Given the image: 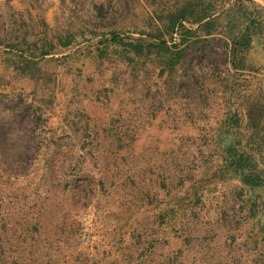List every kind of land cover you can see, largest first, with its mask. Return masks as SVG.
Masks as SVG:
<instances>
[{
	"label": "rangeland",
	"instance_id": "1",
	"mask_svg": "<svg viewBox=\"0 0 264 264\" xmlns=\"http://www.w3.org/2000/svg\"><path fill=\"white\" fill-rule=\"evenodd\" d=\"M180 2L0 0V264H264L258 207L217 169L220 39H185L163 75L96 49L110 31L171 45ZM45 32L91 46L42 57Z\"/></svg>",
	"mask_w": 264,
	"mask_h": 264
},
{
	"label": "trees",
	"instance_id": "2",
	"mask_svg": "<svg viewBox=\"0 0 264 264\" xmlns=\"http://www.w3.org/2000/svg\"><path fill=\"white\" fill-rule=\"evenodd\" d=\"M162 18L166 20L165 31L170 36L177 33L179 43L169 45L160 30L137 38L110 31L96 35L98 55L102 57L108 49L118 47L122 56L133 62L153 53L163 75L175 70L183 56L180 46L185 39H220L227 54L230 92L226 114L218 127L221 157L217 169L241 185L240 192L251 199L253 211L258 207L257 223L264 236V6L255 0H181ZM44 34L48 49L42 57L54 50L65 53L91 41L85 36L81 37L83 42L78 41L70 32L54 37ZM21 55L25 61L27 55Z\"/></svg>",
	"mask_w": 264,
	"mask_h": 264
},
{
	"label": "built area",
	"instance_id": "3",
	"mask_svg": "<svg viewBox=\"0 0 264 264\" xmlns=\"http://www.w3.org/2000/svg\"><path fill=\"white\" fill-rule=\"evenodd\" d=\"M176 43H179V38H178L177 33H173L172 34V42H171V44H176Z\"/></svg>",
	"mask_w": 264,
	"mask_h": 264
}]
</instances>
